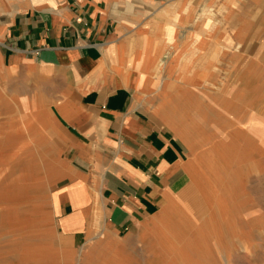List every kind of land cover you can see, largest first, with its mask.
I'll list each match as a JSON object with an SVG mask.
<instances>
[{
    "label": "rangeland",
    "instance_id": "obj_1",
    "mask_svg": "<svg viewBox=\"0 0 264 264\" xmlns=\"http://www.w3.org/2000/svg\"><path fill=\"white\" fill-rule=\"evenodd\" d=\"M147 5L152 9H138L124 23L125 47H113V60L141 107L184 140L194 168L201 164L193 175L205 210L200 224L210 218L213 240L198 248L206 235L195 233L200 224L167 215L120 234L102 229L100 218L97 229L72 242L53 214L64 164L50 103L0 64V264H264V0ZM184 75L192 76L189 83ZM252 127L261 132L254 153L240 145ZM222 140L243 148L232 159L237 174L225 198L218 191L228 168L213 170L204 155Z\"/></svg>",
    "mask_w": 264,
    "mask_h": 264
},
{
    "label": "crops",
    "instance_id": "obj_2",
    "mask_svg": "<svg viewBox=\"0 0 264 264\" xmlns=\"http://www.w3.org/2000/svg\"><path fill=\"white\" fill-rule=\"evenodd\" d=\"M165 1L0 0L2 71L47 97L61 136L64 171L53 214L72 242L100 218L116 234L173 218V208L202 222L189 148L141 107L110 57L113 47H125L130 14Z\"/></svg>",
    "mask_w": 264,
    "mask_h": 264
},
{
    "label": "bare ground",
    "instance_id": "obj_3",
    "mask_svg": "<svg viewBox=\"0 0 264 264\" xmlns=\"http://www.w3.org/2000/svg\"><path fill=\"white\" fill-rule=\"evenodd\" d=\"M193 48H194L193 44H190L188 47L186 46L185 49L186 50H190V49H193ZM114 56H115L114 49H111L110 57L114 58ZM116 57H118V56L116 55ZM114 59L117 60L116 58H114ZM191 61H194V56L191 57ZM134 63H136V64H134ZM133 64H134V69L135 68L139 69L140 66H141L140 65L141 64V59L137 58L136 60H134ZM183 64H185V59H182L181 61H179V65H180V68L187 70V68L185 66H182ZM122 66H123V64H122ZM120 69H121V67H120ZM121 71L124 72V67H122ZM190 77H192V76L191 75H186V76L184 75V79H188L187 80L188 83H189ZM187 82L182 83V85L183 86L188 85ZM190 95H192V94H190ZM224 110H226V107H225ZM197 117H199V116L194 115V116L191 117L193 119V121L196 123V125L200 123V119L197 118ZM231 132H233L235 134V137H237V135L240 136L239 131H237L235 129L233 131H231ZM244 133H246V134L242 136L241 139L243 140V142L240 145L242 147H244V148L247 145L248 148H245V150L247 149L250 153L257 152L260 149V147L262 146V145H257V143L260 142V137H261L260 134H261V132L259 130H257V129L254 130L253 127H252V129H246L244 131ZM197 139H201V137L199 136V138H197ZM203 142L205 143V141H203ZM208 142H210V141H208ZM221 143L222 144L220 145L219 142L218 143L217 142H213L212 146L209 147V149L205 150L204 155H205L206 159H208L211 162V164H213V170L223 171L224 167L228 168V173L227 174L224 173L225 177H227V178H225L226 181L224 183H222L221 189L218 191L219 195H221V198L222 197L225 198V196H229L232 193V190L234 189V184H233L234 183V177H235V174H237V171H233L232 169H230V167L233 164L232 163V159L234 160L235 157L239 158L242 155V152H240L242 150H240V149H243V148L242 147L241 148L236 147V148H238V149H236L234 147V145H232V143L229 144L228 142H225L223 140L221 141ZM208 144H210V143H208ZM201 160H202V157H201ZM197 165L198 166H196L197 168H195V171L197 173L201 174V169H198L201 164H197ZM221 202H222V200H221ZM177 209L173 208V210H172L176 214L175 217H173L174 219H176L174 221L175 222H180V223L187 222V220L189 219L190 215H188V213L183 211V210L177 211ZM194 211L198 215H201V219H203V217L205 215V210H204V207H203L201 202H198V204L194 208ZM202 212H204L203 213L204 215L202 214ZM173 218L171 220H173ZM167 220H168V223L171 221L170 219H167ZM209 220H210V218H206L204 220V222H203V225L200 224L201 226L198 225L199 228H196L197 229L196 232H195L196 234H201L202 235V233L204 231H206V235L203 237V239H201L200 241L195 243L196 244L195 246H197L198 248H200L204 244L203 241H205V240L212 241L213 240V232H210L209 227H207V225H209ZM172 229L175 230L176 227H174ZM172 229H170V230H172ZM91 250H92V248H91ZM87 253H88V254H86L87 256L88 255L89 256L93 255V253L91 251L87 252Z\"/></svg>",
    "mask_w": 264,
    "mask_h": 264
}]
</instances>
